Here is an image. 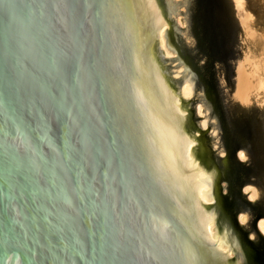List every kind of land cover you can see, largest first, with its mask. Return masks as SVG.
<instances>
[{"label":"water","instance_id":"water-1","mask_svg":"<svg viewBox=\"0 0 264 264\" xmlns=\"http://www.w3.org/2000/svg\"><path fill=\"white\" fill-rule=\"evenodd\" d=\"M0 264H264V0H0Z\"/></svg>","mask_w":264,"mask_h":264},{"label":"rangeland","instance_id":"rangeland-1","mask_svg":"<svg viewBox=\"0 0 264 264\" xmlns=\"http://www.w3.org/2000/svg\"><path fill=\"white\" fill-rule=\"evenodd\" d=\"M165 27H166V26H163V27L161 28L160 32H159V38H160V40H161V46H162L164 52L166 53L165 55H166L167 57H169V58H174V57L177 56V54H175V53H168L167 50H166V48H165V45H164V44H165V40H164L163 38H161V31H162V37H163V35H164L163 32H164Z\"/></svg>","mask_w":264,"mask_h":264},{"label":"bare ground","instance_id":"bare-ground-1","mask_svg":"<svg viewBox=\"0 0 264 264\" xmlns=\"http://www.w3.org/2000/svg\"><path fill=\"white\" fill-rule=\"evenodd\" d=\"M161 38H163V37H162V31H161Z\"/></svg>","mask_w":264,"mask_h":264},{"label":"flooded vegetation","instance_id":"flooded-vegetation-1","mask_svg":"<svg viewBox=\"0 0 264 264\" xmlns=\"http://www.w3.org/2000/svg\"><path fill=\"white\" fill-rule=\"evenodd\" d=\"M257 173L259 174V173H261V172L258 171Z\"/></svg>","mask_w":264,"mask_h":264},{"label":"snow or ice","instance_id":"snow-or-ice-1","mask_svg":"<svg viewBox=\"0 0 264 264\" xmlns=\"http://www.w3.org/2000/svg\"><path fill=\"white\" fill-rule=\"evenodd\" d=\"M241 155H243V154H241Z\"/></svg>","mask_w":264,"mask_h":264}]
</instances>
